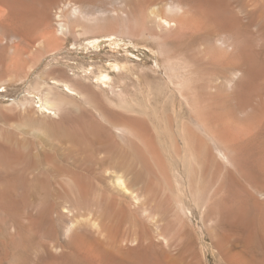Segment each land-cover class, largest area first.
<instances>
[{
  "label": "rangeland",
  "instance_id": "374dc122",
  "mask_svg": "<svg viewBox=\"0 0 264 264\" xmlns=\"http://www.w3.org/2000/svg\"><path fill=\"white\" fill-rule=\"evenodd\" d=\"M119 1L107 0L111 7ZM99 18L84 20L83 30L78 21L73 26L69 22L64 37L54 23V43L28 36L29 51L23 56L29 71L0 75V264H108V252L116 249L127 264H223L213 236L216 228L231 226L218 219L221 210L213 199H196L197 178L188 170L200 155L195 158L191 137L198 134L214 147L203 128L212 132L224 124L249 123L264 128V17L245 16L231 23L236 46L225 55H212L207 29L189 24L163 28L146 21L138 30L142 19L130 13L117 19L116 37L110 41L101 26L110 20ZM16 35L0 32V47L21 43ZM102 74L104 82L98 77ZM36 79L59 91L62 106L79 118L83 129L61 124V110L32 91ZM30 91L35 97L28 98ZM84 111L91 113L92 122L83 116L81 122ZM110 120L123 122L129 131L117 132ZM94 123L100 131L109 126L110 135L94 130ZM90 128L105 141L89 136ZM104 135L119 150L122 168L144 181L146 189L140 190L144 194L132 216L107 220L103 214L105 186L114 174L109 170L115 168L106 164L108 171H101L95 163L101 154L91 147L103 153ZM216 162L225 164L219 158ZM87 166L93 170L90 176L84 174ZM63 168L81 175L75 179ZM220 174L206 172L203 184L210 180V193ZM142 208L158 212L156 221L144 218ZM106 225L117 235L112 241L105 235Z\"/></svg>",
  "mask_w": 264,
  "mask_h": 264
},
{
  "label": "bare ground",
  "instance_id": "6f19581e",
  "mask_svg": "<svg viewBox=\"0 0 264 264\" xmlns=\"http://www.w3.org/2000/svg\"><path fill=\"white\" fill-rule=\"evenodd\" d=\"M119 2L116 5L117 7H111L107 0H0V32L5 33L6 31H12L16 33L21 40V43H15V45L13 44L12 46L7 45L10 48L9 53H7L6 50L7 46L0 47V75L4 73H12L11 75H23L27 73L30 67L27 65V61L23 55L26 51H29V48L26 46L29 40L27 39L28 36H30L32 41L41 39L44 43H54L57 40L55 35L52 34L54 23L60 35L64 37L70 32L69 22L73 26L74 22L72 21H78L77 25L83 30L85 29V26L82 25V23H85L84 20H89L93 15H98L100 16L99 20H103L104 22L110 20L107 22L109 25L101 26L105 27V30L109 33L108 37L110 41H113L116 37L113 35L116 33L114 30L119 27L117 19L122 16L126 18V16L131 13V16L133 14L140 20L142 19V22L136 25V27L138 26V30L142 27L143 22L146 21L152 26L163 28L172 26V28L183 29L189 24L199 30L200 28L207 29L208 44L211 45V51L215 52L212 53V55L220 51L225 55L236 46L237 39L234 35L232 36L230 34L231 23L240 21L239 19L245 16L257 17L259 19L264 17V0H224L223 2L212 3L206 6L199 3V0H130L129 3L125 2L127 4H124L123 0ZM165 12L177 14L180 17L177 18L175 15L176 19H171L169 16L165 15ZM80 20H83V22ZM129 28H131L130 24ZM137 29H131L130 33L133 35L136 34ZM22 40L24 41L22 42ZM212 60L214 61V59ZM98 77L104 82L106 75L102 74ZM45 85V82H40L39 79H36L31 84L32 91L42 94L41 96H43L45 104L55 105V107L57 106L61 110V124L70 126L69 129L73 128L78 131V128L81 127L82 124L80 123L77 125L79 118L62 106L63 102L60 100L58 90H53L51 86ZM65 86L64 90L66 91L68 89L66 84ZM81 88L84 91V88ZM32 91H30L28 98L35 97L34 94H31ZM82 95L85 96L84 94ZM97 104L99 105V103ZM102 107L103 106L100 108ZM100 108H98L99 111H101ZM262 108L263 114L261 115H263L264 118V107ZM105 112L107 113V111ZM81 113V117L83 116L87 121L90 119L92 122L91 113L88 114V111ZM101 114L104 115L105 113ZM83 117L81 118V122L85 123ZM122 123L123 122L112 120L108 122L117 132L120 131L123 133L129 131ZM95 125L94 123V130L97 128ZM262 125L264 126V124ZM105 128L102 129V131L98 130L102 134L107 133L108 135L109 133L110 135L109 130ZM98 130L95 131L96 133H93L92 130L90 131L91 134L86 131L85 133L92 136L93 134L96 135ZM203 131L206 135H209L210 141L213 142L214 147L205 143L198 134L193 133L191 137L192 150L196 154L195 158L200 155V161H197L198 158L196 161L193 160L192 163L194 162V164L190 163L188 172L192 179L197 178L195 179V190L199 193L198 198H196L199 203L205 200L209 202V199H213L212 203L219 206L221 210L216 213L218 219L231 226V228L227 229L224 227L215 229V236H213L215 237V249L222 254L223 264H264V128L258 127L253 123L243 126L224 124L223 126L215 127L212 132L205 128H203ZM80 132L81 134L84 133L83 131ZM80 132L73 133L77 136V133ZM100 133L98 132L97 135ZM74 134L73 136H75ZM97 135L94 137L98 139L101 138L102 141L99 140L101 142L105 141L103 140V136L100 135L101 137H97ZM107 135H104L106 141L108 138ZM180 143L183 148L187 147L183 137H181ZM91 150L96 152L95 154L97 156L101 154L98 156L97 160L95 159V163H97L101 169L103 168L101 171H104V169L105 172L108 171V168H105L106 164L107 166L115 168L109 170L114 173L112 175V183L105 186V192L107 193L105 195L106 199L104 200L102 210L106 219H114L118 214L124 216L134 215L141 202L140 194H144L140 193V190L145 191L146 189L144 181L139 180L136 172H133L129 168H122V156L119 157V150L116 149L113 143L107 141L106 145L104 144L103 153H100L101 151L99 152V148L95 146L91 147ZM18 151L16 150V152ZM215 158H219L229 166L225 164L221 166L218 162L214 163ZM208 170L212 173H221L218 185L217 187L213 185L215 188L212 187L213 191L211 193L209 192L211 188L210 180L207 181L208 185L203 184V178ZM63 171H67L69 176L75 177V179L77 176L81 175L67 168H63ZM85 171L87 173L84 174L90 176L93 170L90 166H87L85 167ZM196 174L197 176L195 177ZM152 200L153 199H151V201ZM144 201L143 199V202ZM212 206L214 205L208 204L209 208ZM181 207L182 206H180V210L182 212L184 208ZM140 212L143 214L144 218L152 222H155L158 217V212L153 213L145 208H142ZM158 222L159 221H157V223ZM212 229L214 230V228ZM117 231H119V229H117ZM105 233L106 237L111 241L117 236L108 225H106ZM103 257H105V255ZM106 258L108 264L128 263L125 261L126 258L123 261L122 253H118L117 249L108 252ZM143 259L142 257L141 260ZM142 262L146 264V262ZM129 264L135 263L130 262Z\"/></svg>",
  "mask_w": 264,
  "mask_h": 264
}]
</instances>
